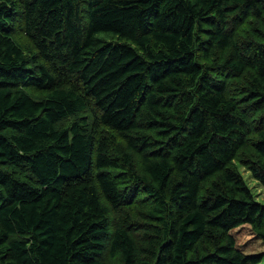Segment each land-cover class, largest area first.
Masks as SVG:
<instances>
[{"label":"trees","instance_id":"obj_1","mask_svg":"<svg viewBox=\"0 0 264 264\" xmlns=\"http://www.w3.org/2000/svg\"><path fill=\"white\" fill-rule=\"evenodd\" d=\"M244 173L264 0H0V264H260Z\"/></svg>","mask_w":264,"mask_h":264},{"label":"rangeland","instance_id":"obj_2","mask_svg":"<svg viewBox=\"0 0 264 264\" xmlns=\"http://www.w3.org/2000/svg\"><path fill=\"white\" fill-rule=\"evenodd\" d=\"M100 38L106 41L114 40V37L101 33ZM245 179L256 195V200L264 205V187L257 183L249 173H244ZM231 234L236 238L237 248L246 255L263 254V259L260 264H264V242L255 234L250 224H243L233 230Z\"/></svg>","mask_w":264,"mask_h":264}]
</instances>
